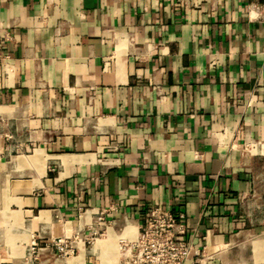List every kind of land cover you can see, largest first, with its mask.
<instances>
[{
    "label": "crops",
    "instance_id": "crops-1",
    "mask_svg": "<svg viewBox=\"0 0 264 264\" xmlns=\"http://www.w3.org/2000/svg\"><path fill=\"white\" fill-rule=\"evenodd\" d=\"M154 205L264 264V0H0V264H118Z\"/></svg>",
    "mask_w": 264,
    "mask_h": 264
},
{
    "label": "built area",
    "instance_id": "built-area-1",
    "mask_svg": "<svg viewBox=\"0 0 264 264\" xmlns=\"http://www.w3.org/2000/svg\"><path fill=\"white\" fill-rule=\"evenodd\" d=\"M186 213L154 205L145 215L139 236L134 241L122 240L126 253L118 264H187L192 245L183 238ZM59 251L69 250L67 239L54 241Z\"/></svg>",
    "mask_w": 264,
    "mask_h": 264
},
{
    "label": "rangeland",
    "instance_id": "rangeland-1",
    "mask_svg": "<svg viewBox=\"0 0 264 264\" xmlns=\"http://www.w3.org/2000/svg\"><path fill=\"white\" fill-rule=\"evenodd\" d=\"M120 244H122L121 241H120ZM58 251H59V250H58ZM122 251H124V250L122 249ZM59 252L62 253L61 251H59ZM60 253H57V254L61 255ZM62 254H64V253H62Z\"/></svg>",
    "mask_w": 264,
    "mask_h": 264
},
{
    "label": "bare ground",
    "instance_id": "bare-ground-1",
    "mask_svg": "<svg viewBox=\"0 0 264 264\" xmlns=\"http://www.w3.org/2000/svg\"><path fill=\"white\" fill-rule=\"evenodd\" d=\"M137 237H138V234H137ZM137 237H136V239H137ZM136 239H135V240H136ZM124 240H125V239H124ZM130 241H134V240H130Z\"/></svg>",
    "mask_w": 264,
    "mask_h": 264
}]
</instances>
